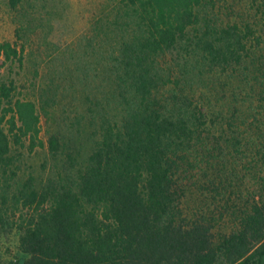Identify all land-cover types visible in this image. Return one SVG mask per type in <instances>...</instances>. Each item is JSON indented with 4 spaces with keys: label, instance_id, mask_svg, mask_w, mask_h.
<instances>
[{
    "label": "trees",
    "instance_id": "16d2710c",
    "mask_svg": "<svg viewBox=\"0 0 264 264\" xmlns=\"http://www.w3.org/2000/svg\"><path fill=\"white\" fill-rule=\"evenodd\" d=\"M226 2L98 0L61 48L35 0H5L0 224L25 256L7 264H264V0ZM27 55L35 94L1 75Z\"/></svg>",
    "mask_w": 264,
    "mask_h": 264
},
{
    "label": "rangeland",
    "instance_id": "374dc122",
    "mask_svg": "<svg viewBox=\"0 0 264 264\" xmlns=\"http://www.w3.org/2000/svg\"><path fill=\"white\" fill-rule=\"evenodd\" d=\"M226 4H230L231 7L230 17L232 19H239V15H243V10L247 4L248 0H226ZM33 2V0H32ZM37 1L35 0V3ZM98 0H56L55 7L56 13L47 14L53 12L51 5H47L46 8L42 9L41 5L43 1L38 0L36 6L40 9L42 14L51 19V29H49L48 40L52 43H57L61 48L66 47L72 41L76 40L81 34L86 30L89 22V15L95 9ZM51 10V11H50ZM27 11H32V9ZM247 11V10H246ZM251 13L250 11H248ZM14 15L11 14L6 5L5 0H0V37L1 38H11L15 39L13 33L14 25ZM48 30V29H47ZM39 58H34L31 55H27L24 65L19 68L17 65H12L11 67H5L2 71L3 79L10 77L18 79L20 85L23 84L19 89L23 93L29 91L31 93H36L34 85L31 83V79H34L33 69L38 67L36 63H39ZM44 71V70H43ZM47 74V71L45 70ZM45 74V77H46ZM48 76V74H47ZM30 79V80H29ZM46 79V78H45ZM27 80V81H26ZM41 79H38L39 81ZM26 86L27 88H24ZM49 128L46 123H43V137H46L44 133L45 130ZM25 152V151H24ZM46 149H37L32 153L25 152L23 156V167L26 171H33L34 173L42 172V164L51 163ZM25 256L19 248V234L15 229H11L7 226L0 224V264H7L10 261L23 259Z\"/></svg>",
    "mask_w": 264,
    "mask_h": 264
}]
</instances>
